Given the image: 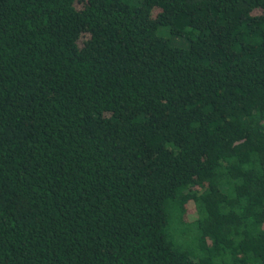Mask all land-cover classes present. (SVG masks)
I'll list each match as a JSON object with an SVG mask.
<instances>
[{
  "label": "trees",
  "instance_id": "trees-1",
  "mask_svg": "<svg viewBox=\"0 0 264 264\" xmlns=\"http://www.w3.org/2000/svg\"><path fill=\"white\" fill-rule=\"evenodd\" d=\"M0 264H264V0H0Z\"/></svg>",
  "mask_w": 264,
  "mask_h": 264
},
{
  "label": "rangeland",
  "instance_id": "rangeland-1",
  "mask_svg": "<svg viewBox=\"0 0 264 264\" xmlns=\"http://www.w3.org/2000/svg\"><path fill=\"white\" fill-rule=\"evenodd\" d=\"M191 211H192V210H189V211L187 212V214H191Z\"/></svg>",
  "mask_w": 264,
  "mask_h": 264
}]
</instances>
